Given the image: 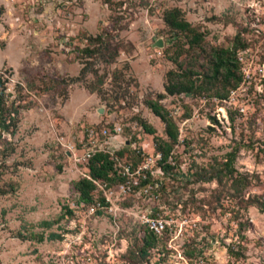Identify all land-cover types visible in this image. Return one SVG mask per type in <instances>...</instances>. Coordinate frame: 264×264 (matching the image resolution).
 <instances>
[{"label": "rangeland", "instance_id": "1", "mask_svg": "<svg viewBox=\"0 0 264 264\" xmlns=\"http://www.w3.org/2000/svg\"><path fill=\"white\" fill-rule=\"evenodd\" d=\"M1 8L0 83L18 114L14 133L0 137V264H264V0H0ZM174 8L205 35L207 60H196L202 48L181 34L183 68L208 72V52L240 37L242 82L225 101L207 92L164 99L180 130L176 169L165 175L155 139L169 138L145 101L165 94L169 71L182 72L166 51L175 52L178 34L163 17ZM102 31L121 41L120 55L82 75L87 38ZM159 40L163 48L154 47ZM100 80V94L89 91ZM91 129L111 131L94 144L123 150V171L148 161L151 173L146 185L114 195L122 213L78 210L71 219L74 184L88 170L77 157ZM235 150L239 193L231 178L197 179L222 169ZM150 219L164 231L153 232ZM146 232L158 241L144 256Z\"/></svg>", "mask_w": 264, "mask_h": 264}, {"label": "trees", "instance_id": "2", "mask_svg": "<svg viewBox=\"0 0 264 264\" xmlns=\"http://www.w3.org/2000/svg\"><path fill=\"white\" fill-rule=\"evenodd\" d=\"M1 13H3L2 8L0 9V14ZM163 20L171 31L178 34L177 41H175L173 45L175 46V52L172 53L173 51L171 48L166 51L169 59L177 64L182 72L177 73L173 70L169 71L167 74L165 94H159L157 98L149 97L146 99L145 105L165 124L166 133L169 139L168 141H165L156 138L155 144L156 151L161 155L159 167L165 175H169L174 173V170L176 169V164L173 165L170 160L173 159L174 148L179 142L180 130L176 121L163 104L164 99L168 96H193L207 92L210 94L209 97H215L221 101L227 100L230 96L231 90L239 87L242 82L240 62L237 58L238 48H240L242 44L240 42V37H236V44L232 47L215 48L208 52L210 55V59H208V72L194 70L192 67L183 68L179 62L182 55V53L179 52V47H182L180 44L181 34L188 33V36L191 35L188 42L189 47L202 48L203 51L201 50V53L196 56V60L200 58V55H205L207 60L206 50L203 48L205 35L194 30L191 24L184 19L183 12L179 8H174L165 12ZM87 41V47L81 52L83 55L82 61H87V67L82 70V75H87L90 71L95 73L93 65L96 64V62L101 61L103 64H113L119 57L120 50L122 49L121 41H116V39L106 31H102L97 36H89ZM90 59L91 62L89 61ZM103 83V80H100L98 85L96 84L97 86L95 84H90L87 88L92 93L99 91L98 94H100L99 87L102 86ZM2 87L3 84L0 83V137L4 133H14L17 125V120L14 115L18 114L16 110L8 108L6 104L5 90ZM214 121L217 122L216 119ZM141 125L149 135L156 134V130L143 120H141ZM115 154L116 156L123 158V150H120ZM236 156L237 150L228 155V161L224 164L222 169L217 170L215 167H211V170H202V172H200L205 173L208 178L203 179L204 174L198 173L197 179H201L202 181L206 180L208 182L217 180L219 183H222L224 178H231L233 181L231 188L234 189L236 193H239L243 185V179L242 177L234 178V162ZM86 165L88 169L87 173L82 179L74 184V189L79 195L77 205L74 208H66L68 217L71 219L76 218V211L78 212V210L86 212L95 204L101 203L102 205H106L105 195L95 181L104 185L107 190L115 192L118 191L119 186L126 181V178L119 174L116 163L113 161L112 155L108 150L98 148ZM207 174H210V176ZM148 182L144 181L141 185L144 186ZM107 212L108 211L106 210H98L93 216L104 215L107 214ZM43 225L44 227H49L51 226V223L45 222ZM33 237H37L38 242H43L45 239L42 234L38 236L33 235ZM56 238L62 239L59 234L51 235V239L54 240ZM23 239L27 238L23 237ZM157 241L158 236H156V234L153 232L145 233L141 250L144 256L156 246ZM229 253L230 255H235L232 248H229Z\"/></svg>", "mask_w": 264, "mask_h": 264}, {"label": "built area", "instance_id": "3", "mask_svg": "<svg viewBox=\"0 0 264 264\" xmlns=\"http://www.w3.org/2000/svg\"><path fill=\"white\" fill-rule=\"evenodd\" d=\"M115 131L119 133L121 131V128H116ZM111 134V131L108 129H105L101 131L100 134L96 132L95 129H91L88 132V143L81 142L83 147V154L81 156L77 157V162L79 163H85L87 164L89 159L93 156V154L98 150V147L94 144L95 140L97 139L96 136H104L107 137ZM109 151V150H108ZM112 155L113 161L116 163V167L118 169L119 174H121L122 177H125L127 181L119 186L118 193H114V191L107 190L104 185H102L99 182L95 183L99 186V188L103 191L105 198H106V205H102L101 203L95 204L89 208L88 211H86L87 216H93L97 213L98 210H106L109 213H122L123 209H121L118 205H116V202L114 200V195L118 194L117 196L119 198H123V195H128L132 193L136 188H138L142 182L147 181L150 177V163L148 161L144 162L142 166H140L136 171L130 166L124 167L123 171V158L116 156V152L109 151ZM161 159V156H159ZM137 175V179H135V176ZM149 189H151L150 186L145 187V192H149ZM118 199V198H117ZM117 201V200H116ZM149 226L151 230L157 233H162L165 229V224L161 220H148Z\"/></svg>", "mask_w": 264, "mask_h": 264}, {"label": "water", "instance_id": "4", "mask_svg": "<svg viewBox=\"0 0 264 264\" xmlns=\"http://www.w3.org/2000/svg\"><path fill=\"white\" fill-rule=\"evenodd\" d=\"M154 47H156V48H163L164 47L163 40H159L158 42H156V44H154Z\"/></svg>", "mask_w": 264, "mask_h": 264}]
</instances>
